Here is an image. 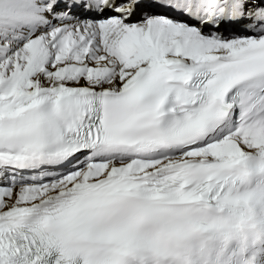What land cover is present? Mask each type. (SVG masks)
<instances>
[{
    "label": "snow or ice",
    "instance_id": "6c2138e0",
    "mask_svg": "<svg viewBox=\"0 0 264 264\" xmlns=\"http://www.w3.org/2000/svg\"><path fill=\"white\" fill-rule=\"evenodd\" d=\"M0 264H264V0H0Z\"/></svg>",
    "mask_w": 264,
    "mask_h": 264
}]
</instances>
